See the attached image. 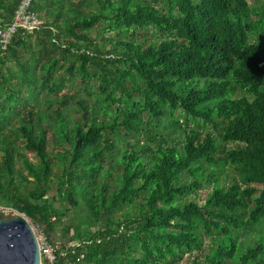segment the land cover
<instances>
[{
  "label": "trees",
  "instance_id": "16d2710c",
  "mask_svg": "<svg viewBox=\"0 0 264 264\" xmlns=\"http://www.w3.org/2000/svg\"><path fill=\"white\" fill-rule=\"evenodd\" d=\"M259 3L32 0L0 52V205L50 241L83 212L55 249L79 264H264Z\"/></svg>",
  "mask_w": 264,
  "mask_h": 264
},
{
  "label": "built area",
  "instance_id": "2783aa9c",
  "mask_svg": "<svg viewBox=\"0 0 264 264\" xmlns=\"http://www.w3.org/2000/svg\"><path fill=\"white\" fill-rule=\"evenodd\" d=\"M32 0H17L8 22L0 24V52L3 53L15 32L32 33L42 25V19L31 9ZM8 207L0 205V213L7 211ZM37 248L39 264H79L80 254H75V248H79L82 242L71 243L70 248L56 251L59 241L47 240L40 229H33ZM74 255V256H69Z\"/></svg>",
  "mask_w": 264,
  "mask_h": 264
},
{
  "label": "water",
  "instance_id": "95a60500",
  "mask_svg": "<svg viewBox=\"0 0 264 264\" xmlns=\"http://www.w3.org/2000/svg\"><path fill=\"white\" fill-rule=\"evenodd\" d=\"M0 264H39L32 227L11 208L0 213Z\"/></svg>",
  "mask_w": 264,
  "mask_h": 264
},
{
  "label": "rangeland",
  "instance_id": "374dc122",
  "mask_svg": "<svg viewBox=\"0 0 264 264\" xmlns=\"http://www.w3.org/2000/svg\"><path fill=\"white\" fill-rule=\"evenodd\" d=\"M259 1H262V0H247V2L250 5H254L256 8H258L261 5L259 3ZM95 34H98V32L96 33L95 30H92V31H90V33L88 35L90 37H93ZM107 35H109V34L108 33L103 34V36H107ZM96 39L98 40L99 36H96ZM26 156L28 158H31V154H29V153H26ZM206 192H207V189H203L202 191H200L198 193V199L202 198ZM50 196H51V194L48 195V198H50ZM53 204L55 206H57L59 209H61L64 206V203L61 201H54ZM27 221H28V219H27ZM28 223L33 229H40L41 230V227L38 226L37 224L32 223L30 221H28ZM62 225H69L72 228H76L77 226L82 228L83 227V212H81V211L79 212V210L78 211L70 210V211L66 212L65 215L59 221L56 222V227L54 228L53 232L49 236L54 241L59 240V238H60L59 229ZM262 230H264V228ZM180 264H185V263L181 262Z\"/></svg>",
  "mask_w": 264,
  "mask_h": 264
}]
</instances>
